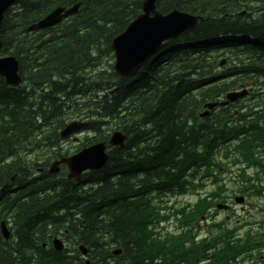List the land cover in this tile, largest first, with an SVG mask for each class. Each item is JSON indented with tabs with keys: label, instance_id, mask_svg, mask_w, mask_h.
<instances>
[{
	"label": "trees",
	"instance_id": "obj_1",
	"mask_svg": "<svg viewBox=\"0 0 264 264\" xmlns=\"http://www.w3.org/2000/svg\"><path fill=\"white\" fill-rule=\"evenodd\" d=\"M142 1L16 0L4 13L0 56L16 59L24 84L11 87L0 78V221L12 225L10 240L0 237V264H70L60 260L62 254L39 252L48 224L51 231L66 225L71 238L88 248L93 264H108L105 245L117 243L124 264H173L163 258L164 247L148 229L156 217L144 213L145 192L172 191L165 188L181 184L191 165L204 173L222 167L214 159L219 145L241 135L240 147L246 140L263 141L264 0H158L161 14L176 9L204 20L166 42L133 78L118 77L110 43L140 13ZM76 3L78 10L56 27L26 31L54 7ZM249 3L256 4L248 8L252 12L241 14ZM232 36L241 38L225 40ZM223 51L234 57L236 67H218ZM241 75L263 85L260 101L247 107L241 101L229 113L221 108L201 118L204 102L231 91ZM73 105L77 112L95 116L91 128L102 131L96 140H105L104 133L115 127L125 135L124 147L111 149L104 168L85 175L78 187L70 181L56 186L27 179L30 168L21 166L19 154L52 145ZM16 173L20 179L13 196L8 180ZM194 213H202L200 206ZM187 249L181 264H198L202 249ZM227 252L231 260L244 251L235 247Z\"/></svg>",
	"mask_w": 264,
	"mask_h": 264
},
{
	"label": "bare ground",
	"instance_id": "obj_2",
	"mask_svg": "<svg viewBox=\"0 0 264 264\" xmlns=\"http://www.w3.org/2000/svg\"><path fill=\"white\" fill-rule=\"evenodd\" d=\"M16 0H14L2 13L1 16V20L4 16V13L10 9ZM144 1V0H143ZM142 1V3H143ZM158 0L155 1V10L160 13L157 9H156V2ZM79 4L76 3L73 6L66 8L63 6H56L54 7L52 10H50L47 14H45L44 16H42L41 18L37 19L34 23L30 24L27 26L26 31L30 32V33H37L39 31H44L47 30L49 28H54L57 25H59L60 23L64 22L65 20H67L72 14L74 13H69L72 8H76V11L78 10V6ZM57 8H61L63 9V12L61 13L62 17L56 21L55 23H51L53 18V12L57 9ZM142 4H141V11L139 14H137L135 16V18L130 21V23H128V25L125 27V29L120 32L116 37H114L110 43V48L112 51V56H115V50L112 47V44L116 43V40L118 39V37L123 34L131 25V23L136 19V17L140 14H142ZM188 14V13H186ZM190 16H194L191 14H188ZM199 20L196 21L195 24H193L191 27L186 28L184 31H182L181 33L178 34L181 35L182 33L189 31L191 29H193L197 23L203 21L204 19L202 17L199 16ZM1 23V21H0ZM177 36V37H178ZM176 37V38H177ZM173 38L172 40L176 39ZM226 38V37H225ZM240 36H232V37H227V39L225 40H232V39H240ZM248 38V37H247ZM223 39V36L214 39V41H221ZM168 42L165 41L162 43V47L155 52L152 56H150L147 60V62L149 61V59L151 57H153L156 53H158L159 51H161V49L163 48V45ZM0 48H1V40H0ZM224 53H226L225 51H223ZM4 58H13L16 62L17 65V71H16V77H17V81H11L8 80L6 76L0 75V78H2L4 80V82L11 87H21L24 84L23 79L20 77L19 73H18V63L16 61V59L13 56L10 55H6V56H0V59H4ZM222 61V60H220ZM219 61V64H220ZM227 61V60H226ZM146 62V63H147ZM227 63V62H226ZM218 64V65H219ZM219 68H223L220 65L218 66ZM227 69V68H226ZM91 70V69H90ZM112 70L113 72H115L117 74L118 77H123L121 76L115 69L114 66L112 65ZM92 71V70H91ZM84 75V74H83ZM89 78V77H88ZM235 80V79H234ZM240 84V82H237V85L229 92H234L237 91L235 90L236 87ZM259 87H263V85H258L257 87V93L259 95V93H261V89ZM247 101H249V103H247ZM260 101L258 98L252 99V100H242V102L247 106H249L250 104H254L255 102ZM223 108L221 105H219L217 102H214L213 105L208 108L207 114L205 113L204 109H203V105L201 107V112L199 114V116L202 118L204 116L209 115V113L213 112L214 110L217 109H221ZM244 109H249V108H244ZM77 110V109H76ZM73 113V112H72ZM75 115L77 117H79L78 119L80 120H74L71 122H67L65 123V121L63 120V125L56 131L55 134H57V137L55 138V141L52 145H50V148H54V146L56 145V141L58 142H62V141H66L72 138L74 142L76 143V149H74L73 151L68 150V151H63V149H61L60 147V151L57 152H53V156L48 157L46 159H49L48 161H45V159H30V160H24L21 156V154L23 155L26 152H21L19 154V158H20V164L21 166H25L30 168V171L28 173L27 179L32 180V179H36V180H44L45 182H48V185L50 184H54V185H58L59 183H62L63 181H70L72 183H74L75 186L78 187V185H81L82 179L84 178L85 175L90 174V173H94L96 171H101L104 166L106 165V163L109 160V152L111 149H121L124 147V143H125V135L120 132L119 130H117L115 127H113L105 132L104 134H106L105 136L107 137L105 140H96V135H98V133H102L101 129L97 130L96 129H92L91 128V120L94 119L95 116L91 115V114H83V112H77L75 111ZM107 129L106 126L103 127V129ZM105 129V131H106ZM100 133V134H101ZM102 135V134H101ZM76 136H83L82 139H77ZM242 136V135H241ZM241 136L238 137L237 141L235 140H230L222 145H219V148L221 149L222 147H230L234 149L235 155H237V149L236 147H240V142H242ZM121 138V139H120ZM120 139V140H119ZM112 140V141H111ZM101 144L104 147V152H105V159H103L102 165L99 166L98 168H88L87 172H83L82 174H80L77 178L76 177H71V175H74L72 172V169L67 166L66 164L62 163V160L69 158L71 156H74L75 154H78L82 151V148H86L88 146H90L91 144ZM49 147H46L49 148ZM44 148L38 149V150H32L29 152H37V151H42ZM51 160V162H50ZM61 162V163H60ZM134 171V170H133ZM20 179V175L19 173H16L14 175H12L8 182L11 184V191H8L10 194H12L13 196H16V193H14L13 191L16 189V184H18V181ZM182 181L184 183H189L194 184V185H199L200 182L205 181V173L203 171V169L199 168L198 170L196 169V166H188L187 170L184 172L183 174V179ZM178 184H173L170 187H167L165 189L167 190H175V188H177ZM39 188V187H37ZM163 189V187H161ZM158 190V189H157ZM156 191V190H153ZM7 192V191H6ZM5 193V192H4ZM22 194V192H19L17 197H19ZM28 194V193H27ZM25 194V196L27 195ZM47 195V194H46ZM52 195V193L50 194ZM49 195V197H50ZM25 198H23L22 200H24ZM15 213L13 210H10V213ZM64 213H58V215H63ZM8 216V215H6ZM49 226H52L50 224H48ZM47 227L46 229L43 230V235L44 238L42 240H40L38 242V247L40 248L41 253L43 254H48L49 252L53 251L56 254H62L63 259L60 260H65V262H69L70 264H87V262H90V264H93V259L94 258H90L88 256V248L83 245L82 243H79L76 239V237H73L68 239L67 237H65L62 232L60 231V228H57V231H51L50 227ZM63 226H66L63 224ZM12 227V225H10V222L8 219L6 220H1L0 221V237L2 238V240L4 241H9L12 234V230L10 229ZM39 231L34 233V236H36L38 234ZM6 235V236H5ZM56 243H58V245L60 246V250L57 249ZM106 246V250L108 252V255L110 256V258H106V262L108 264H124L122 259H116L114 256V252L121 250L122 246L120 244H113V245H105ZM37 248V246H36ZM123 249V248H122ZM84 251V252H83ZM31 253L34 255V259L37 258V255L35 254V252L32 250ZM39 254V253H37ZM33 257V256H32ZM76 257H81L82 260L81 262L77 263V262H72L73 259H75ZM68 259H72V261H69ZM44 261L47 262H51L53 260L51 259H45Z\"/></svg>",
	"mask_w": 264,
	"mask_h": 264
},
{
	"label": "water",
	"instance_id": "obj_3",
	"mask_svg": "<svg viewBox=\"0 0 264 264\" xmlns=\"http://www.w3.org/2000/svg\"><path fill=\"white\" fill-rule=\"evenodd\" d=\"M13 1L0 0V21L2 13ZM155 1L144 0L142 3L143 13L138 15L129 28L118 37L116 43L112 44L115 50L114 69L123 77L134 75L139 67L145 64L147 59L162 47L163 42L176 38L179 33L201 19L199 16H190L178 10H173L168 14L162 15L155 10ZM70 10L69 13L76 12V8ZM62 12L63 9L57 8L53 12L54 19L51 23L58 21L62 17ZM16 71L17 65L13 58L0 59V75L6 76L8 80L16 82ZM244 94L240 93V97ZM227 98L234 100L237 98V95L229 94ZM211 106L207 105L208 108ZM103 159H105L104 147L101 144H96L84 148L74 156L62 160V163L72 169L74 175H71V177L77 178L88 168L94 169L101 166ZM56 246L60 250L58 243H56ZM114 254H119V251L114 252Z\"/></svg>",
	"mask_w": 264,
	"mask_h": 264
},
{
	"label": "rangeland",
	"instance_id": "obj_4",
	"mask_svg": "<svg viewBox=\"0 0 264 264\" xmlns=\"http://www.w3.org/2000/svg\"><path fill=\"white\" fill-rule=\"evenodd\" d=\"M247 6L245 8H242L241 7V9H240V13L241 14L247 15V13L252 12V11H249L250 9H248V8H251L252 9V8H254V6H256V4L255 3H249V4H247ZM238 7L240 8V6H238ZM260 14L261 13H259L257 16H259ZM234 53L235 54H239V51L235 50ZM233 58L234 57H230V59H233ZM217 60H222V61H220V64L219 65L221 67H224L225 69L226 68L227 69H230V67H233V66L236 67L235 64H231V63L228 64V61H226L227 60L226 53H224V55H220V57ZM103 66H105V64H103ZM210 69L213 70L212 67ZM89 72L90 73L91 72L92 73H96V72H98V70L96 69L94 71H89ZM82 74H84V73H81V75ZM251 76H253V75L251 74ZM240 78H241V80H243L242 82H240L241 85H244L245 84L247 87L252 86L251 81H253L254 79L253 80H246L247 79L246 78V75H241ZM240 84L236 87L235 90H239ZM255 88L257 89V87H255ZM76 97H80V96L79 95H76ZM247 103H249V101H247ZM76 109H77V107L75 105H73L72 106V110H70V113L67 114V116H66L65 123L71 122V121H74V120H80V119H78L79 117H77L75 115ZM76 137H77V139H82L83 138V136H80V137L79 136H76ZM73 139H75V138H72V139H69V140H66V141H62V142H59V141L57 142L56 141V145L54 146V148H50L49 147V148L46 149V147H45V149H43L42 151L26 152L23 155L21 154V156L26 161L27 160H30V159H38V160L45 159V161H48L49 159H46V158L53 156L54 155L53 152L60 151L61 149H63V151H68V150L73 151L74 149H76L77 148L76 147V143L74 142ZM60 147H61V149H60ZM50 162H51V160H50ZM235 171H236V169H234V172ZM225 176H227V175H225ZM229 182L232 183V181H229ZM203 183H204V181L200 182L199 185H201ZM228 186L231 187L232 185L229 183L228 185H226V187H228ZM207 189L210 190V188H207ZM227 197H229L231 199L233 197V195L228 194ZM196 198H197V196H189L188 195V196H186L183 199H178V200L170 199V201L172 203L177 202V205H181L182 203H185L187 201L194 202L196 200ZM261 201H263V199H261V198L258 199V200L255 199V198H252L251 199V202H250V204H252V205L245 206L243 211H240V206L233 205V208H234L233 209V212L228 214L229 219L227 221H226V215L227 214H225L226 212L216 213V216H217L216 221L225 220V223H226L225 226H227L228 228L234 227L235 229H237V231L239 233L240 232V227L243 226V225H245L244 222L243 223L240 222V219H242V220H255L257 218V215H258V213H256V210H255V202H261ZM144 213H146V212H144ZM240 213H244V215H240ZM245 213H249V215L251 216V219H250V217L248 215H245ZM199 225L202 226V225H205V224L202 221V222H200ZM120 229H122V227ZM24 232H25L26 235L32 236V233H30L29 231H26L25 230ZM109 238H111V237H109V236L108 237H105V239H103V241L106 242ZM159 264H161V263L159 262ZM242 264H246V262H243Z\"/></svg>",
	"mask_w": 264,
	"mask_h": 264
},
{
	"label": "flooded vegetation",
	"instance_id": "obj_5",
	"mask_svg": "<svg viewBox=\"0 0 264 264\" xmlns=\"http://www.w3.org/2000/svg\"><path fill=\"white\" fill-rule=\"evenodd\" d=\"M262 144H258L256 146V149L261 151L262 153H264V141L261 142ZM263 157V156H262ZM264 162V161H263ZM263 172H264V168H263ZM262 186H264V178H262ZM245 191L247 189H244ZM242 197H245V194H242ZM223 203L228 204V199L223 198ZM211 213V211L209 212ZM261 213H264V211H261ZM210 221L212 223V221L215 220L216 215L214 216H209ZM228 219V217H226ZM259 234L258 236L256 234H252L254 236L253 242L251 241V238L249 237L248 232L244 231L243 229L240 230V234H237V238H240V246L241 248L244 249V252L241 253V255H244L243 260H250L248 259L246 256H253L255 254V250L261 247H264V223L261 224L259 226ZM223 232V231H222ZM263 238V239H257V238ZM223 236H218L217 233L215 232H211L209 235V253H212L214 250L217 249H223V247H225V243L223 242ZM234 243H236L235 241H233ZM238 244V243H237ZM246 255V256H245ZM69 261H72V259H68ZM82 258L81 257H76L75 259H73L72 262H81ZM212 260V257H207L206 258V262L210 263ZM184 260L181 259V257H177L174 261L173 264H181V262H183ZM196 264V263H195Z\"/></svg>",
	"mask_w": 264,
	"mask_h": 264
}]
</instances>
